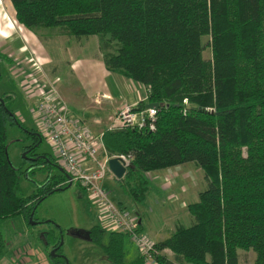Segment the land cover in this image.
Segmentation results:
<instances>
[{
	"label": "trees",
	"instance_id": "1",
	"mask_svg": "<svg viewBox=\"0 0 264 264\" xmlns=\"http://www.w3.org/2000/svg\"><path fill=\"white\" fill-rule=\"evenodd\" d=\"M9 1L17 23L29 30L58 27L76 39L95 35L106 70L146 88V98L131 109L158 104L154 130H102L110 153L131 156L119 180L125 195L143 204L159 192L147 173L190 163L201 169L205 188L186 205L193 221L154 242L158 264H239L237 249H251L253 264H264V0ZM206 47L210 58L203 55ZM0 98L3 257L5 220L29 219L32 212L37 220L41 201L69 182L52 154L40 150L36 127L16 116V94ZM8 125L24 133L16 140L24 144L19 166L8 155ZM36 173L43 179L35 180ZM22 175L36 185L31 194L22 192ZM88 236L110 264H144L126 233L95 223ZM43 237L54 250L52 264H66L60 235L49 229Z\"/></svg>",
	"mask_w": 264,
	"mask_h": 264
},
{
	"label": "rangeland",
	"instance_id": "2",
	"mask_svg": "<svg viewBox=\"0 0 264 264\" xmlns=\"http://www.w3.org/2000/svg\"><path fill=\"white\" fill-rule=\"evenodd\" d=\"M14 14L11 2L0 0V54L12 60L11 63H6L0 58V95L8 91L16 94L17 99L13 108L19 109L18 111L21 112L22 119L19 120L24 121L23 123L27 126L35 127L32 110L29 112L28 108L25 109V105L21 102L20 89L25 83L27 85L30 83L28 89L31 86L34 87L35 79H39V74L42 72L47 82L49 81L56 88L61 99L72 111H75V107L66 99L68 97H74L75 104L77 106L82 105L81 108L85 110L87 116L99 118L98 124L92 126L87 119H83L75 113L79 111L78 109L74 112L95 134L102 133L105 128H111L114 119L117 118V113L125 105L113 113L108 110L107 102L100 103L96 99L79 98L82 92L76 79L72 76L73 62H77L85 56L95 55L99 57L101 55L97 48L98 38L95 35H90L88 37L83 36L78 40L58 27L51 29L38 27L35 30H29L17 23ZM205 41L204 38L203 42ZM39 45L46 49L48 60L44 61L42 55H45V52L43 50L38 53L37 47H40ZM113 46L116 48L118 44L114 43ZM203 55L210 58L209 48L204 49ZM87 62L81 66L79 71L84 77L102 79L97 86H94L98 93H113L117 87L115 80H120L123 85L119 86V92L133 93L134 97L136 94H140L141 99L146 98V88L143 85L109 71L108 74L101 76L94 68H87ZM37 68H40L41 71ZM50 86L46 85V88ZM29 95L33 94L30 93ZM102 98L105 97L103 95L99 97L101 100ZM106 113L111 114L112 117L109 120H100ZM23 136L24 133L17 126L8 125V155L14 166L23 163L22 149L24 144L21 141H16ZM40 150L50 152L56 162L61 164L46 140L42 141ZM27 165L28 163L25 164V166ZM183 168L185 169L180 173L177 170L166 173L169 169L161 170L162 173H165L161 175L149 172L150 179L160 183L157 187L159 192H150L143 204L135 203L123 193L119 184L120 179H107L104 185L110 200L128 212L131 217L138 218L141 231L148 234L154 242H157L173 232L176 227L189 226L192 223L193 220L186 210V205L197 201L199 192L205 188L203 174L198 166L190 163L185 164ZM33 177L35 180H41L44 175L36 173ZM20 186L25 195L31 194L36 188V185L24 175L21 176ZM97 211L87 197L82 196L75 183L64 190L51 193L38 205L34 214V217L38 219L36 223L32 224L29 219L17 216L5 220L2 224V232L8 250L3 257H0V264H52L50 258L52 245L45 243V237L42 233L49 229L54 230L56 236L60 235V242H62L60 256L66 259L67 264H110L102 250L90 242L88 236V229L95 223L100 224L97 219ZM127 243L129 242L127 241ZM164 252L169 257L172 256L170 250H164ZM237 254L239 264L254 263L255 253L251 249H237Z\"/></svg>",
	"mask_w": 264,
	"mask_h": 264
},
{
	"label": "built area",
	"instance_id": "3",
	"mask_svg": "<svg viewBox=\"0 0 264 264\" xmlns=\"http://www.w3.org/2000/svg\"><path fill=\"white\" fill-rule=\"evenodd\" d=\"M37 70L41 71L40 68ZM43 74L41 72L40 78L35 79L34 87L28 89L30 83L22 87L25 95L35 99L31 110L36 129L43 140L50 144L56 158L61 161V164L57 163L70 176V180L85 190L88 201L98 210L97 219L101 226L126 233L143 257L144 264H158L153 258L154 241L138 229V218L131 217L110 200L104 185L107 179L115 178L108 167V159L119 158L126 170L131 156L110 153L102 141V133L95 134L61 99L56 88L47 82ZM46 85H51L50 89ZM131 106L126 105L119 110L111 128L154 130L157 108L132 110Z\"/></svg>",
	"mask_w": 264,
	"mask_h": 264
},
{
	"label": "crops",
	"instance_id": "4",
	"mask_svg": "<svg viewBox=\"0 0 264 264\" xmlns=\"http://www.w3.org/2000/svg\"><path fill=\"white\" fill-rule=\"evenodd\" d=\"M85 37H88V36H85ZM39 46L41 47V49H40V47H37L38 53H41L40 51L43 50L45 52V55L44 54L42 55L44 57L43 59H45L44 61L48 60L49 58H48V53H47L46 49H44L43 48L44 46H42V45H39ZM46 56H47L48 59L46 58ZM86 61H88L87 64H86L87 68H89V69H93L94 68L95 71L98 72V74H101V76L105 75L106 73L108 74V71L106 70V68L104 66V63L102 61L101 55H99V57L95 56V55L85 56V57H82L81 59H79L77 62H73L72 63V72H73L72 76H73L74 79H76L78 87H79V89L82 92L79 98L89 99V100H95L96 99V100H98V102L100 101V103L107 102L106 104L109 106L108 110L110 112L112 111L113 113H116L114 111H116V109H119L120 107H122V105L123 106L124 105L125 106L126 105H134L135 103H137V101L141 100L142 97L140 96V94L139 95L136 94V97H134L133 93H131V94L130 93H125L124 91L119 92V89H120L119 86L123 85L122 81H120V80H115L117 87L115 86L116 88H115V91L113 93H111V94L108 93V92L98 93V90L95 89L94 86H97L102 81V79L101 78L97 79L95 77H90V78L84 77L82 75L81 71H79L81 66H83ZM136 87H138V86H136ZM140 89H142V88H140ZM20 92L22 94L21 102H23V105H25V109L28 108V111L30 112V110L33 108L35 100L32 99V98H29L27 95H25V93L23 92V89H20ZM144 92H145V90H144ZM102 95L105 98H102V100H101V99H99V97L102 96ZM68 98H66V99L71 103V105H73L75 107L74 108L75 111H76V109L79 110V111H76V112L73 110L75 113H77L83 119H87L88 123H90L92 126H96V124H98L99 118L87 116L85 110L83 108H81L82 105L77 106L75 104V99H73L74 97L73 98H69V99ZM79 98H76V100H79ZM14 110H15L16 116L17 117L19 116L20 118L19 117L18 118L22 119V117H21L22 114H21V112L18 111L19 109L18 110L14 109ZM106 114H105L104 117L100 118V120H102V121H103V119L109 120V118L112 117L111 114H109V113H106ZM30 115L32 116V114H30ZM32 117H34V116H32ZM184 166L185 165H181V166L178 165V166L166 168V169H169V171L166 172V173H171L173 170H175V171L177 170L180 173V172H182L185 169V168H183ZM161 170H164V169H160V170H158V172H157V170L151 171V172L152 173L155 172V174H158V175L165 174V173H162ZM147 175L149 176V173H147ZM153 183L156 185V187H159L160 183H158V181L155 182L153 180Z\"/></svg>",
	"mask_w": 264,
	"mask_h": 264
},
{
	"label": "water",
	"instance_id": "5",
	"mask_svg": "<svg viewBox=\"0 0 264 264\" xmlns=\"http://www.w3.org/2000/svg\"><path fill=\"white\" fill-rule=\"evenodd\" d=\"M0 101L2 102L1 98H0ZM157 107H158L157 103H146L145 104V108H157ZM108 167L116 179L119 180V179L123 178L126 170H125V167L120 162L119 158H117V157L109 158L108 159ZM59 169L63 170L62 167H59ZM66 176L68 178V182H69L68 187H69L72 184V181L70 180V176L68 174H66ZM32 215H33V212L31 213V217L29 218V220L31 221L32 224H34V223H36V220H32ZM50 255L51 256L55 255L53 249L51 250Z\"/></svg>",
	"mask_w": 264,
	"mask_h": 264
},
{
	"label": "flooded vegetation",
	"instance_id": "6",
	"mask_svg": "<svg viewBox=\"0 0 264 264\" xmlns=\"http://www.w3.org/2000/svg\"><path fill=\"white\" fill-rule=\"evenodd\" d=\"M37 221H38V219H37ZM45 231H43L42 233H44ZM53 249V248H52Z\"/></svg>",
	"mask_w": 264,
	"mask_h": 264
}]
</instances>
